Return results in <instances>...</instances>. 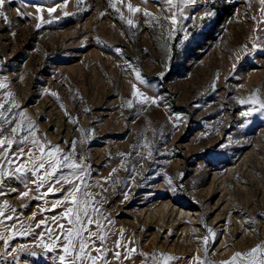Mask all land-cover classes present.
Wrapping results in <instances>:
<instances>
[{
  "label": "rangeland",
  "instance_id": "374dc122",
  "mask_svg": "<svg viewBox=\"0 0 264 264\" xmlns=\"http://www.w3.org/2000/svg\"><path fill=\"white\" fill-rule=\"evenodd\" d=\"M32 2L58 6L51 23L37 30L32 7L25 9L32 18L17 17L19 0L3 9L10 23L0 20V81L6 84L0 89V111L12 117L11 124L0 119V139L20 124L23 130L12 137L8 159L20 148L28 154L11 166L0 156V164L8 169L28 162L31 167L30 156L40 154L39 146L16 143L30 127L37 139L59 145L64 153L75 140L69 162L90 166V175L83 177L88 187L81 185L79 195L102 213L110 249L116 250L117 239L136 249L132 259L122 256L119 262L110 252V264H153V253L179 258L169 264H196L195 258L223 264L235 252L264 248V117L242 118L248 106L239 104L254 91L264 99V47L252 50L257 37L264 45L259 0H198L185 8L186 18L178 26L182 30L172 36L167 24L162 29L157 20L132 17L126 8L127 3L146 8L158 19L167 7L164 0H158L160 8L156 0L117 3L125 21L108 0H68L67 6L62 0ZM44 17L49 19L47 12ZM128 18L137 21L136 28L127 25ZM117 47L121 55L115 53ZM134 70L154 87L141 85ZM133 84L157 98V104L129 108ZM176 114L182 122L174 128ZM146 145L151 146L150 157ZM70 172L63 169L64 175ZM34 179L28 172L23 179L0 184V236L30 231L15 235L9 250L24 244L39 255L25 252L18 262L7 257L0 264H53L59 254L44 255L33 245L45 232L44 225L37 227L42 220L49 228L64 224L66 230L63 214L72 207V198L54 204L70 186L50 182L37 192ZM50 186L55 195L44 196ZM25 191L28 196L21 197ZM9 216L15 219H5ZM89 227L96 231L95 224ZM206 229L216 233L207 253Z\"/></svg>",
  "mask_w": 264,
  "mask_h": 264
},
{
  "label": "snow or ice",
  "instance_id": "6c2138e0",
  "mask_svg": "<svg viewBox=\"0 0 264 264\" xmlns=\"http://www.w3.org/2000/svg\"><path fill=\"white\" fill-rule=\"evenodd\" d=\"M82 2V0H79ZM111 8L115 9V11L120 12V9L116 7L117 3H123L124 0H108ZM142 3H147L149 0H141ZM167 5L166 8L162 9V15L158 19L153 17L152 14L147 11V9H142L138 6H133L131 3L126 4L127 12L131 14L132 17H136L137 14H142L144 17L149 18V22L152 20H157L162 29L165 28V24L169 26V35H174L177 31L182 30L178 26L182 23L183 19L186 18L185 8L188 6L196 5L198 0H164ZM16 3V0H0V20L3 23L9 24V18L6 12L3 10L6 4ZM157 7L160 8L158 0H156ZM62 4L67 6L68 0H62ZM259 4L261 5V16L264 17V0H259ZM27 7H32L35 9V20L37 23L35 24V28L39 30L43 24L51 23L53 13L57 11L58 6H45L39 3H34L32 0H19V4L16 8L17 17L21 19H30L32 18V13L25 11ZM44 12H47L49 19H45ZM105 13H101L103 16ZM212 13H206V15H211ZM65 16L69 15V13L65 12ZM122 21H125V14L120 12V17ZM59 19V17H57ZM253 19H256L253 17ZM126 23L130 28L137 27V21L132 18L126 19ZM261 23H264V20H261ZM14 35V34H13ZM188 39V34H185V40ZM259 37L252 44V50L255 51L258 48L264 47L258 43ZM115 53L117 55L122 54V49L115 48ZM127 63V61L125 62ZM135 77L139 81L141 85H148L149 87H154V85H149L146 78L142 77L141 72L139 70H134ZM164 73H160V77L163 78ZM6 87V84L3 81H0V89ZM8 96H12L9 92ZM52 96H56V93H51ZM132 97L127 101L128 107L133 108L134 103L138 105H156L157 98L146 96L143 92L139 91L136 84L132 85ZM239 104L244 106L247 105V110L242 111L240 116L242 118H249L253 114H260L264 117V99H261L256 91L253 94L245 99L239 100ZM3 105L0 104V109H3ZM13 107L19 108L18 104H13ZM88 111V109H85ZM23 115V113H20ZM67 115V113H66ZM0 119H3L4 123L11 124L12 117H5L4 112L0 111ZM182 122L180 115L176 114V119L173 122V127H178ZM22 126L17 124L14 127H11V135L9 137H5L0 139V156H3L7 161L8 165H13L16 159L28 155L24 152L23 148L19 149V154H13L14 159H8L10 150L13 147V136H15L19 131H22ZM0 136H3V124L0 123ZM31 142L34 145L39 146V155H31L30 163L31 167H27L26 164L28 162H21L15 168L9 167L5 169L2 164H0V184H2L6 179H23L26 177L28 172H31L34 177L32 183L36 185V191L39 192L40 188L44 187V185L52 182L53 184H60L61 182L68 184L70 186L67 194L64 195L62 201H57L54 204V207L58 204H62L65 202H69V198L71 197L70 203L72 207L67 208V211L63 214V219L67 221V228L65 230L64 224H57L55 228H49L46 221H40L37 224V227L41 225L45 226V232H41L38 238V241L34 243V247L40 248L43 250L44 255L48 253H55L59 250V254L53 257V264H110L108 259V255L112 252L113 259L115 261H121L123 256L124 260H130L133 258V255L136 253V249L128 248L127 244L122 242V239H117L114 244L113 251L109 248L110 241V230L105 228L102 223V213L100 210L94 206H91L92 201L88 198H81L79 195L81 193V185L83 187H88L85 183L83 177L86 175H90V166L89 168H85L83 165H78L75 163H70L69 161L73 159V154L75 153L76 141H72L71 143V151L69 153L61 152L59 149V145H49L46 140L41 142L36 137L35 130L33 128H29V134L27 136H23L16 140V143L23 144ZM6 145V147H5ZM149 148L148 155L149 157L152 155L151 146L146 145ZM32 150L29 149V153ZM125 155V154H121ZM130 155V154H129ZM142 155V154H141ZM82 159H86L82 157ZM68 168L71 169L69 175L63 174V169ZM41 170L43 173L41 174ZM116 169H113V172H116ZM76 180H80V184L75 183ZM25 188L28 187L27 182L24 184ZM15 191V189H12ZM63 193V189L60 190ZM55 195L54 187L50 186L47 188V192L43 193L44 196L47 195ZM3 195V193H0ZM21 197L28 196V192H22ZM85 197H90L91 194H84ZM128 196L125 195V199ZM91 206V208H90ZM90 209V210H89ZM4 213L0 210V216H3ZM95 216V219H93ZM7 220H14L15 217L9 216L5 217ZM56 217H53V221L55 222ZM2 222V221H0ZM112 224V221L108 222ZM96 225V231H92L89 227L90 225ZM59 229V231H57ZM207 234L203 237L204 240V251L208 252L210 245H214L216 241V233L212 229H206ZM86 233V235H85ZM29 235L30 231H13L12 235L8 237V239H4L0 236V240H3L4 250L0 251V261L5 260L7 257H11L13 262H18L20 260V255L22 253L27 252L28 255L32 257H36L39 253L35 251H28L29 245H18L17 247H13L9 250V241L15 237V235ZM171 234V233H169ZM47 235V242L44 237ZM121 237H123V230H121ZM211 237V240L209 239ZM97 242L99 246H97ZM131 242V241H130ZM123 248L124 252L122 253L120 249ZM140 255L148 257V254L141 253ZM196 259V264H208L207 261H202L199 258ZM151 260L153 264H169L170 261H178V257L169 256L167 254H159L157 256L155 253L151 255ZM243 261L244 264H264V248L260 245L252 247L247 252H235L230 260L223 262V264H237V261ZM142 264H146L142 262Z\"/></svg>",
  "mask_w": 264,
  "mask_h": 264
},
{
  "label": "bare ground",
  "instance_id": "6f19581e",
  "mask_svg": "<svg viewBox=\"0 0 264 264\" xmlns=\"http://www.w3.org/2000/svg\"><path fill=\"white\" fill-rule=\"evenodd\" d=\"M1 234V233H0ZM4 234V233H3ZM4 236V235H3Z\"/></svg>",
  "mask_w": 264,
  "mask_h": 264
}]
</instances>
